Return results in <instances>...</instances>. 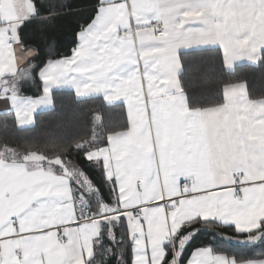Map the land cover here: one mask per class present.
Returning a JSON list of instances; mask_svg holds the SVG:
<instances>
[{"label":"snow or ice","instance_id":"1","mask_svg":"<svg viewBox=\"0 0 264 264\" xmlns=\"http://www.w3.org/2000/svg\"><path fill=\"white\" fill-rule=\"evenodd\" d=\"M43 7L0 0V133L9 114L32 125L65 88L122 105L126 125L101 136L95 111L90 137L21 147L0 135V264H264V98L241 80L201 105L184 79L207 50L229 71L264 65V0ZM33 21L44 59L23 34ZM57 21L78 27L70 55L56 52Z\"/></svg>","mask_w":264,"mask_h":264},{"label":"trees","instance_id":"2","mask_svg":"<svg viewBox=\"0 0 264 264\" xmlns=\"http://www.w3.org/2000/svg\"><path fill=\"white\" fill-rule=\"evenodd\" d=\"M49 2L50 0H35L42 11L43 6ZM76 2L94 3L95 0H76ZM39 29V22L33 21L23 34L27 43L39 47L41 53L39 59H44L45 44L41 42ZM76 31L78 27L75 24L65 25L62 21L56 22L55 31L51 32L50 36H54L57 41V54L70 55V49L76 43L74 34ZM202 73L206 76V81L201 79ZM184 79L190 95L196 103L201 105L222 102L223 85L241 80L246 81L247 90L252 98H264V65H242L228 72L224 68L222 54L218 49L197 53L192 63L185 66ZM95 111L103 113L104 116L103 124L98 126L102 136L110 130L126 125V114L122 105H106L100 97L77 99L72 92L63 90L53 92L52 109L37 113L31 127L22 129L16 127L13 115L9 114L6 117L9 128L0 135L13 146L21 147L30 143L43 144L54 138L90 137L93 127L92 117ZM80 162L84 164L82 160ZM90 174L95 178L94 173ZM204 239L198 237L196 241H193L192 247L198 246ZM224 250L231 251L232 249L225 248Z\"/></svg>","mask_w":264,"mask_h":264},{"label":"crops","instance_id":"3","mask_svg":"<svg viewBox=\"0 0 264 264\" xmlns=\"http://www.w3.org/2000/svg\"><path fill=\"white\" fill-rule=\"evenodd\" d=\"M219 51H220V50H219ZM220 52H221V51H220ZM221 54H222V52H221ZM222 58H223V57H222ZM242 65L256 66V65H251V64H249L247 61H243V62H239V63H237V64L235 65L234 69H235L236 67H238V66H242ZM224 68H225V66H224ZM234 69H233V70H234ZM225 70H226V69H225ZM233 70H231V71H233ZM226 71L231 72V71H229V70H226ZM36 83L39 84L38 79H37ZM63 90H65V91H70V92H72V93L74 94V91H73L72 89H68V88H65V89H53V92H54V91H63ZM22 91H23V93H24L25 95H33V96H35V95H41V94H42V90H38V88L35 87V86H32L31 83H28V84H24V85H22ZM74 96H75V94H74ZM100 98H101V97H100ZM101 99H102V98H101ZM6 107H7L6 103H5L4 101L0 100V114H3L4 109H5ZM52 107H53V105H52V106H49V107H47V108H43V109L38 110V111L34 114V119H35V115H36L37 113H39V112H43V111H47V110H50V109H52ZM32 125H33V124H32ZM32 125H29V126H26V127H22V128L31 127ZM18 128L22 129L21 127H18ZM105 143H106V141H105Z\"/></svg>","mask_w":264,"mask_h":264},{"label":"rangeland","instance_id":"4","mask_svg":"<svg viewBox=\"0 0 264 264\" xmlns=\"http://www.w3.org/2000/svg\"><path fill=\"white\" fill-rule=\"evenodd\" d=\"M99 129H100V128H99V127H97V131H98V132H99V134H100V131H99ZM100 135H101V134H100ZM101 136H102V135H101Z\"/></svg>","mask_w":264,"mask_h":264}]
</instances>
